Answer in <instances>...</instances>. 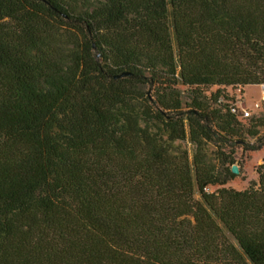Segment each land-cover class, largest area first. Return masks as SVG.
<instances>
[{
    "label": "trees",
    "instance_id": "obj_1",
    "mask_svg": "<svg viewBox=\"0 0 264 264\" xmlns=\"http://www.w3.org/2000/svg\"><path fill=\"white\" fill-rule=\"evenodd\" d=\"M263 83L264 0H0V264H264Z\"/></svg>",
    "mask_w": 264,
    "mask_h": 264
},
{
    "label": "rangeland",
    "instance_id": "obj_2",
    "mask_svg": "<svg viewBox=\"0 0 264 264\" xmlns=\"http://www.w3.org/2000/svg\"><path fill=\"white\" fill-rule=\"evenodd\" d=\"M229 93H236L237 90L226 88ZM262 91L258 86H246L245 92L241 94V106L251 107L253 101L261 100ZM257 114L264 115V101L261 102V107ZM253 140V139H252ZM191 148L190 144H187ZM235 164L239 166V174L235 179L231 180L228 185L238 190H243L248 187L250 181L257 180L258 174L256 169L258 165L264 162V148L260 151H243L241 147L236 148L234 153ZM216 187H212L215 189Z\"/></svg>",
    "mask_w": 264,
    "mask_h": 264
},
{
    "label": "built area",
    "instance_id": "obj_3",
    "mask_svg": "<svg viewBox=\"0 0 264 264\" xmlns=\"http://www.w3.org/2000/svg\"><path fill=\"white\" fill-rule=\"evenodd\" d=\"M260 88H261V91H262V96H261V100L260 101L259 100L253 101V105L251 107L241 106V102H242L241 100L238 102V104H236L238 109H240L242 111L243 117L252 116L261 107V102L264 101V83L261 85ZM234 110H236V108H234Z\"/></svg>",
    "mask_w": 264,
    "mask_h": 264
},
{
    "label": "water",
    "instance_id": "obj_4",
    "mask_svg": "<svg viewBox=\"0 0 264 264\" xmlns=\"http://www.w3.org/2000/svg\"><path fill=\"white\" fill-rule=\"evenodd\" d=\"M123 74H125V73H123ZM123 74H121V75H123ZM118 76H120V75H118ZM232 171H233L235 174H239V172H240V170H239V166L236 165V164H234V165L232 166Z\"/></svg>",
    "mask_w": 264,
    "mask_h": 264
}]
</instances>
